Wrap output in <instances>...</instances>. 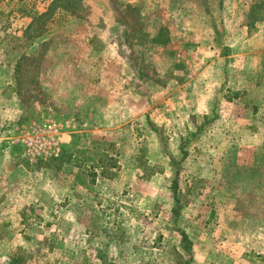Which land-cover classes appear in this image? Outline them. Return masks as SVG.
Here are the masks:
<instances>
[{
  "label": "rangeland",
  "instance_id": "obj_1",
  "mask_svg": "<svg viewBox=\"0 0 264 264\" xmlns=\"http://www.w3.org/2000/svg\"><path fill=\"white\" fill-rule=\"evenodd\" d=\"M55 1L0 0V264H264V56L256 81L221 83L213 111L189 113L184 80L143 63L138 6ZM109 24L120 54L134 48L129 70L107 69ZM136 72L129 104L121 74Z\"/></svg>",
  "mask_w": 264,
  "mask_h": 264
},
{
  "label": "crops",
  "instance_id": "obj_2",
  "mask_svg": "<svg viewBox=\"0 0 264 264\" xmlns=\"http://www.w3.org/2000/svg\"><path fill=\"white\" fill-rule=\"evenodd\" d=\"M96 1L102 5L103 0ZM126 3L138 6L140 17L149 24L147 47L154 51L150 56L151 61L144 59L143 63L158 76L170 73L174 76L173 80H184L183 98L189 113L213 111L221 83L256 81L252 78L256 75L260 57L264 56V0H128ZM96 7L92 5L93 14L97 13ZM111 26L109 24L105 28L102 47L105 49L107 69L122 66L129 70L132 64L128 57H132L134 48L123 43L124 53L122 50L120 54L115 41L107 38L111 34ZM89 29L98 36L101 33L99 37H102L103 31L98 25L93 24ZM161 32L166 33L165 40H159ZM180 66H184V73L179 72ZM119 74L110 71L108 78L116 81ZM135 74L136 77L121 74L124 83L129 85L127 87L125 84L122 88V92L130 98L129 104L131 99H139L135 86L131 84L133 79L141 80L138 72ZM3 75L0 69V97L7 91L9 80ZM111 92L115 93L114 90ZM5 106L4 101L0 100V108ZM146 111V103L142 100L132 109L127 121H130V116L136 118ZM218 221L222 225H233V237L236 239L239 235L236 220ZM233 252L236 253L235 250ZM257 253L264 255L263 252Z\"/></svg>",
  "mask_w": 264,
  "mask_h": 264
},
{
  "label": "trees",
  "instance_id": "obj_3",
  "mask_svg": "<svg viewBox=\"0 0 264 264\" xmlns=\"http://www.w3.org/2000/svg\"><path fill=\"white\" fill-rule=\"evenodd\" d=\"M62 2V0H56L55 2H54V4H53V6H55V7H57V8H59L61 11H65V12H68V10L71 8V6L72 5H74V3L73 2H68V0H66V2H65V4H62L61 3ZM69 3V4H68ZM56 5H58V6H56ZM100 144H96L94 147H93V149H96V150H99L100 149ZM107 154H105L104 152L103 153H101L100 155H99V158H98V165H96V166H93V169L95 170V168H101L102 167V164H104V160H106L107 159ZM104 175V170H101V172L98 174V176H103ZM96 177H97V174H94V173H92L91 175H90V184H94L95 183V181H96ZM8 264H20V263H18V261H16V260H13V261H11L10 263H8Z\"/></svg>",
  "mask_w": 264,
  "mask_h": 264
},
{
  "label": "built area",
  "instance_id": "obj_4",
  "mask_svg": "<svg viewBox=\"0 0 264 264\" xmlns=\"http://www.w3.org/2000/svg\"><path fill=\"white\" fill-rule=\"evenodd\" d=\"M29 145L31 146L32 144L31 143H29ZM41 150V149H40Z\"/></svg>",
  "mask_w": 264,
  "mask_h": 264
}]
</instances>
